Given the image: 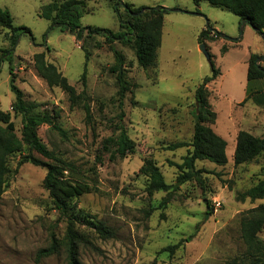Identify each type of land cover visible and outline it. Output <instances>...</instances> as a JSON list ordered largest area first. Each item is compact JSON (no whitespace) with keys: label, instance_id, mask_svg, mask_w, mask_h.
<instances>
[{"label":"rangeland","instance_id":"374dc122","mask_svg":"<svg viewBox=\"0 0 264 264\" xmlns=\"http://www.w3.org/2000/svg\"><path fill=\"white\" fill-rule=\"evenodd\" d=\"M51 1L0 0V7L11 13L13 25L30 31L20 34L10 62L8 56L1 58L0 110L12 112L11 67L14 84L27 102L37 111L59 113L55 124L63 134L42 125L38 136L56 156L78 168L75 180L95 189L74 200L75 210L103 222L114 232L112 238L100 239L92 230L81 227L91 242L79 246L82 264H227L241 257L244 245L240 217L246 210L264 205V199L241 202L237 193L264 177V155L235 166L233 154L238 131L255 136L264 133V84L246 98L247 61L251 53L258 54L262 59L257 63L264 67V40L248 24L240 33L237 16L206 0H200L198 6L193 0H120L133 7L167 10L154 68H140L133 50L114 42V48L124 56L121 69L128 83L120 106L117 74L112 70L115 59L105 39L100 35L87 38L84 33L83 41H78L74 34L52 27L40 17L41 8ZM83 1L86 12L80 19L82 27L119 29V17L111 1ZM118 12L124 15V8L120 6ZM205 28L220 35L219 40L204 42L210 62L200 52L197 40ZM81 44L89 51L85 87L81 81L85 65ZM9 47L10 31L0 27V56ZM37 53H44L77 93L85 90L90 122L85 120L81 105L71 106L67 94L58 87H49L38 76L33 61ZM212 66L219 71L207 85L209 103L216 113L212 129L226 142L228 161L224 166L198 161L197 168L212 172L203 174V186L189 181L177 191L156 192L149 197L145 192L147 179L139 173L143 161L152 158L164 180L175 182L177 169L169 161L180 163L186 148H166L190 141L194 93L202 79L212 74ZM255 86L257 82L249 87ZM12 120L18 131L20 118ZM119 126L135 149L123 159L110 160L113 148L104 151L102 141L117 136ZM21 155L9 158L10 172L0 195V264H67L63 246L58 255L37 259L38 251L50 244L52 234L63 239L66 222L52 209L42 187L46 169L30 163L18 166ZM165 197L168 202L160 208ZM216 201L220 205L216 206ZM259 237L264 239V229ZM174 245L178 247L173 251L167 249Z\"/></svg>","mask_w":264,"mask_h":264},{"label":"trees","instance_id":"16d2710c","mask_svg":"<svg viewBox=\"0 0 264 264\" xmlns=\"http://www.w3.org/2000/svg\"><path fill=\"white\" fill-rule=\"evenodd\" d=\"M109 1L112 2V8L119 17L120 24L117 31L98 27H82L80 19L83 13L86 12L83 0H53L41 8L40 17L49 21L52 27H58L62 32L74 34L78 41H83L84 33H86L87 38L92 35H100L105 39V43L115 59L112 70L117 74L119 86L117 95L121 106L122 100L128 91V83L124 71L121 69L124 64V56L114 48V42L117 41L123 46L130 47L140 68L144 70L154 68L156 66L157 50L161 45L164 13L167 10L152 8L144 9L141 12L143 7H133L128 3L123 4L120 0ZM206 1L212 6L234 14L238 17L240 23L246 21L259 36H264V0ZM199 2L200 0H193L196 6L199 5ZM120 6L124 8V15L118 12ZM196 12L199 13L198 10ZM0 27L10 31V47L3 51L0 56V63L1 58L4 56H8L10 62L20 34L30 33V31L23 26L15 27L11 13L8 9L2 7H0ZM219 39L220 35L210 28L202 29L197 37L199 44L204 43L206 40L215 41ZM226 39L229 38L226 37ZM80 48L85 54L84 72L81 75V81L85 87L89 51L84 44H81ZM225 50L226 48L223 47L222 51ZM258 57H260L258 54L251 53L247 61L246 79L248 86L246 98L252 92L259 91L250 88V83L264 79V67L255 63ZM33 61L38 76L49 87H58L67 94L71 106L81 105L85 113V120L90 122L91 110L85 90L77 93L75 87L69 84L67 78L62 75L59 69L45 59L44 53L35 54ZM9 71L10 88L14 94V100L10 105L12 112L0 110V195L6 186V178L10 172L8 162L13 154H22L17 163L18 166L23 163H30L45 168L46 173L42 180V187L48 194L52 209L57 211L59 217L66 222V229L62 240H58L52 234L50 244L38 251L37 259L58 255L61 246H63L67 264H82L79 259V246L91 245V242L88 235L80 228L86 227L92 230L100 239L112 238L114 232L103 222L93 221L89 215L75 210L74 200L84 194L92 193L95 189L85 182L75 180L73 177L78 172V168L72 162L56 156L38 136V129L42 125L49 126L63 134L61 128L55 124L59 113L55 111L50 114L47 111H37L36 106L27 102L24 99L23 92L14 84L11 67ZM218 75L219 71L212 66V74L205 76L195 90L194 122L190 141L176 142L166 148L171 151L186 148V153L182 156L180 163L169 161V165L177 169L175 182L168 184L155 161L152 158L144 159L139 173L147 179L145 192L149 197L156 192L170 193L171 191H177L182 184L189 181H195L203 186V174L212 172L204 168H197L198 161H208L217 166H224L227 163L226 142L212 129V125L216 121V113L209 103L210 90L207 86ZM12 117L20 118L21 127L18 131ZM119 129L117 136H109L102 141L104 151L113 148L109 155L110 160L123 159L128 154L133 153L135 149L134 142L129 138L123 127L119 126ZM33 153L42 156L47 161L38 159ZM262 155H264V133L255 136L245 130L237 132L233 154L235 166L249 164ZM237 199L241 202L246 199L251 202L264 199V177L243 192L237 193ZM167 202L168 198H163L159 207L164 208ZM207 207H209L208 204ZM263 229L264 205H258L243 212L239 221V232L244 251L241 257L235 258L227 264H264V239L259 237V233ZM177 247L178 245H174L167 249L173 251Z\"/></svg>","mask_w":264,"mask_h":264},{"label":"water","instance_id":"95a60500","mask_svg":"<svg viewBox=\"0 0 264 264\" xmlns=\"http://www.w3.org/2000/svg\"><path fill=\"white\" fill-rule=\"evenodd\" d=\"M143 11H144V9L141 10V12H143ZM246 24H247L246 21H242V22H241L240 33H242L243 28H244V26H245ZM252 29H253V28H252ZM253 30H254V29H253ZM222 37L226 39V36H222ZM261 38L264 40V36H263V35H261ZM235 40L237 41V39H235ZM199 50H200V52L206 57V59L210 62V55H209V53L207 52V49H206L204 43H201V44L199 45ZM260 59H262V58H261V57H260V58H257V59L255 60V63L258 64L257 62H258Z\"/></svg>","mask_w":264,"mask_h":264},{"label":"crops","instance_id":"0c3cea01","mask_svg":"<svg viewBox=\"0 0 264 264\" xmlns=\"http://www.w3.org/2000/svg\"><path fill=\"white\" fill-rule=\"evenodd\" d=\"M222 37V36H221ZM223 38V37H222ZM225 39V38H224ZM257 82V84H258V86H255V87H253L254 88V90H259V87L261 86V85H263L264 84V79H261V80H258V81H255V82H251V83H256ZM251 83H250V85H251ZM248 84V83H247Z\"/></svg>","mask_w":264,"mask_h":264},{"label":"built area","instance_id":"2783aa9c","mask_svg":"<svg viewBox=\"0 0 264 264\" xmlns=\"http://www.w3.org/2000/svg\"><path fill=\"white\" fill-rule=\"evenodd\" d=\"M215 205H216V206L220 205V202H219V201H216V202H215Z\"/></svg>","mask_w":264,"mask_h":264}]
</instances>
